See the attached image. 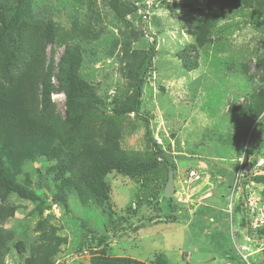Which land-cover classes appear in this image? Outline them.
Segmentation results:
<instances>
[{"label":"rangeland","instance_id":"374dc122","mask_svg":"<svg viewBox=\"0 0 264 264\" xmlns=\"http://www.w3.org/2000/svg\"><path fill=\"white\" fill-rule=\"evenodd\" d=\"M223 1L213 16L209 0H26L0 87L53 60L39 115L52 155L0 157L39 198L0 187V264H264V0ZM66 49L97 102L72 118L56 78ZM105 148L142 170L110 172L100 199L77 173Z\"/></svg>","mask_w":264,"mask_h":264},{"label":"trees","instance_id":"16d2710c","mask_svg":"<svg viewBox=\"0 0 264 264\" xmlns=\"http://www.w3.org/2000/svg\"><path fill=\"white\" fill-rule=\"evenodd\" d=\"M3 0H0V2ZM6 3L5 11L10 13L6 18L0 20V45L2 41H8L12 32L21 24L25 13L26 0H12ZM226 1L209 0L210 14L218 15L224 8ZM1 5V3H0ZM3 58L8 60L14 54L11 45L4 46ZM71 50L66 49L64 55L58 63L56 78L60 89L66 97V112L72 118L75 111L81 107H95L97 102L94 98L83 95L89 91L79 90V82L74 72L75 62L71 56ZM142 60L136 77V88L134 91V105L138 107L141 101L144 65ZM53 74V60L48 65L45 64L43 57H35L32 65L25 74L9 89L0 87V157L7 156V150L16 151L21 157H29L31 152L38 146L42 148L45 141L50 140L52 132L46 124L40 120V113L46 108L52 91L51 78ZM39 89L41 99L39 100ZM42 106V109H39ZM51 141V140H50ZM49 141V142H50ZM48 142V143H49ZM52 142V141H51ZM48 143L43 151L38 155H52ZM37 155V154H36ZM35 155V156H36ZM171 168V167H170ZM125 171L126 174L136 175L142 170L139 163L129 162L123 155L107 151L105 148L100 151L94 160V171L83 169L77 175L81 183H84L100 199H106L107 194L103 189V179L112 171ZM17 172H9L5 169L0 158V187L7 192H14L21 198L38 201L25 185L17 179ZM72 186L74 184L72 183ZM107 193V191H106ZM167 199L172 197L165 196ZM11 214V213H8ZM1 216V215H0ZM5 217H9L8 215ZM91 264H139L132 263L126 259H114L97 256L93 258Z\"/></svg>","mask_w":264,"mask_h":264},{"label":"water","instance_id":"95a60500","mask_svg":"<svg viewBox=\"0 0 264 264\" xmlns=\"http://www.w3.org/2000/svg\"><path fill=\"white\" fill-rule=\"evenodd\" d=\"M174 192H175V187L173 185V175L172 173H170L167 185L165 187V195L172 197L174 195Z\"/></svg>","mask_w":264,"mask_h":264},{"label":"built area","instance_id":"2783aa9c","mask_svg":"<svg viewBox=\"0 0 264 264\" xmlns=\"http://www.w3.org/2000/svg\"><path fill=\"white\" fill-rule=\"evenodd\" d=\"M189 175H190V178H196V177H198V175L196 174L195 171H191V173Z\"/></svg>","mask_w":264,"mask_h":264}]
</instances>
